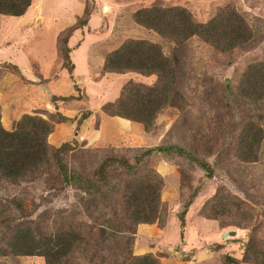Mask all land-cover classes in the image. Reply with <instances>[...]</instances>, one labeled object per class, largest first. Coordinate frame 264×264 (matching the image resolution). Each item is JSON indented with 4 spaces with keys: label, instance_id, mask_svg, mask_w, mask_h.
I'll return each instance as SVG.
<instances>
[{
    "label": "rangeland",
    "instance_id": "374dc122",
    "mask_svg": "<svg viewBox=\"0 0 264 264\" xmlns=\"http://www.w3.org/2000/svg\"><path fill=\"white\" fill-rule=\"evenodd\" d=\"M230 4L253 32L252 40L230 52L195 35L179 43L134 18L138 9L159 5L185 7L204 21ZM18 33L22 37L15 41ZM0 40L19 50L10 63H0L4 128L13 129L24 114L56 119L58 110L76 115L67 124L57 123L48 141L52 147L68 142L64 166L80 172L85 168L88 177L109 155L133 164L136 155L149 150L138 164L139 173L158 170L164 176L163 205L158 221L135 227L133 253L151 252L158 264H264V100L238 90L247 65L264 62V0H33L24 15L0 20ZM131 40L157 45L173 66L164 82L172 80L176 104L163 108L149 128L101 109L131 80L159 83L157 73L101 69L110 52ZM85 112L89 116L79 124ZM247 128L251 134L259 130L252 160L240 155ZM89 153L95 155L90 161ZM201 162L208 164L211 176ZM51 165L19 184L0 181V264H46L43 255L8 251L6 242L19 227L36 240L50 232L79 230L78 248L68 264H98L104 253L99 250L89 262V230L98 233L109 214L93 220L89 195L76 183H63ZM217 194L221 207L213 218L209 213ZM101 201L105 212L108 200ZM231 230L236 234L223 237Z\"/></svg>",
    "mask_w": 264,
    "mask_h": 264
},
{
    "label": "trees",
    "instance_id": "16d2710c",
    "mask_svg": "<svg viewBox=\"0 0 264 264\" xmlns=\"http://www.w3.org/2000/svg\"><path fill=\"white\" fill-rule=\"evenodd\" d=\"M32 1L0 0V20L24 15ZM134 18L140 25L179 43L195 35L221 52H230L234 47L253 39V32L245 17L233 4L219 8L204 21H197L185 7L159 5L138 9ZM79 26L78 24L72 31ZM19 36L22 37L19 33L15 35L14 40L17 41ZM22 45L25 54V43ZM63 56L67 67L72 70L74 66L67 52L63 53ZM170 62L157 45L144 40L127 41L110 52L104 58L101 69L119 74L129 71H138L144 75L157 73L160 80L154 85H143L131 80L123 86L116 99L101 103V109L111 115L130 120L134 125L151 127L154 118L163 108L176 104L177 92L170 94L172 80L169 84L164 82L166 78H171L174 72ZM238 90L245 97L264 100V62L247 65L239 78ZM44 108L43 106L40 109ZM55 113H58L56 119L43 118L38 114H24L13 129L4 128L0 122V181L19 184L36 175L35 173L42 172V168L55 164V169L59 171L58 177L63 183H76L89 195V216H92L93 220L109 214L103 222L104 225H100L104 227L99 228L98 233H91L89 230V262L94 261L99 250H104L98 264H158L157 257L151 252L133 253L131 243L135 227L158 221L163 205L161 189L164 176L158 170L148 171L146 174L139 173L138 164L149 150L136 155L133 164L123 157L109 155L96 169L89 170V177L85 168L81 172L68 170L63 164L62 155L70 144L63 142L60 146L52 147L48 139L57 123H68L77 117L68 116L58 110ZM87 116L89 112L81 114L79 124ZM250 130L244 129L241 136L244 150H241L240 155L247 160L256 156V143L259 141V130H253L252 134ZM93 156L95 155L89 153V161ZM114 164L116 169H112ZM201 166L208 176H211L208 164L201 162ZM220 198L217 194L212 212L209 213L210 217L216 218L218 215ZM101 199L108 200V210L105 212ZM184 213L185 210L180 214L182 227ZM78 231L70 228L66 231L50 232L36 240L34 237H28L19 227L13 230L6 247L15 254L43 255L46 264H68L78 248ZM231 262L237 264L235 260Z\"/></svg>",
    "mask_w": 264,
    "mask_h": 264
},
{
    "label": "crops",
    "instance_id": "0c3cea01",
    "mask_svg": "<svg viewBox=\"0 0 264 264\" xmlns=\"http://www.w3.org/2000/svg\"><path fill=\"white\" fill-rule=\"evenodd\" d=\"M27 13V12H26ZM14 43L10 41L0 40V63L4 64L5 62L10 63L15 56H17L19 50L15 47L13 48ZM66 122H62L65 124ZM67 124V123H66Z\"/></svg>",
    "mask_w": 264,
    "mask_h": 264
},
{
    "label": "water",
    "instance_id": "95a60500",
    "mask_svg": "<svg viewBox=\"0 0 264 264\" xmlns=\"http://www.w3.org/2000/svg\"><path fill=\"white\" fill-rule=\"evenodd\" d=\"M104 9H106V6H104ZM235 234H236L235 230H231V231L224 232L223 237H226L228 235H235Z\"/></svg>",
    "mask_w": 264,
    "mask_h": 264
},
{
    "label": "bare ground",
    "instance_id": "6f19581e",
    "mask_svg": "<svg viewBox=\"0 0 264 264\" xmlns=\"http://www.w3.org/2000/svg\"><path fill=\"white\" fill-rule=\"evenodd\" d=\"M108 9V6H106V9L105 10H107Z\"/></svg>",
    "mask_w": 264,
    "mask_h": 264
}]
</instances>
